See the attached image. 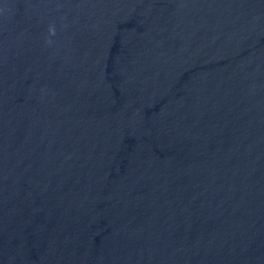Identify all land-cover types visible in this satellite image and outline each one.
Instances as JSON below:
<instances>
[{"label":"water","instance_id":"95a60500","mask_svg":"<svg viewBox=\"0 0 264 264\" xmlns=\"http://www.w3.org/2000/svg\"><path fill=\"white\" fill-rule=\"evenodd\" d=\"M0 264H264V0H0Z\"/></svg>","mask_w":264,"mask_h":264}]
</instances>
